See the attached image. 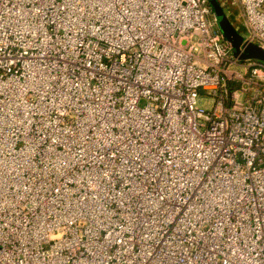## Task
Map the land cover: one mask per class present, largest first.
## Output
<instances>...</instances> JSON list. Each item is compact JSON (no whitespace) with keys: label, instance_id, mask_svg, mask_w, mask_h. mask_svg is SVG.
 Segmentation results:
<instances>
[{"label":"built area","instance_id":"obj_1","mask_svg":"<svg viewBox=\"0 0 264 264\" xmlns=\"http://www.w3.org/2000/svg\"><path fill=\"white\" fill-rule=\"evenodd\" d=\"M0 264H264V61L209 0H0Z\"/></svg>","mask_w":264,"mask_h":264},{"label":"water","instance_id":"obj_2","mask_svg":"<svg viewBox=\"0 0 264 264\" xmlns=\"http://www.w3.org/2000/svg\"><path fill=\"white\" fill-rule=\"evenodd\" d=\"M218 20L224 38L232 44L236 55L241 59H259L264 61V48L255 43L243 44V36L226 15L219 0H209ZM243 48V49H242Z\"/></svg>","mask_w":264,"mask_h":264},{"label":"rangeland","instance_id":"obj_3","mask_svg":"<svg viewBox=\"0 0 264 264\" xmlns=\"http://www.w3.org/2000/svg\"><path fill=\"white\" fill-rule=\"evenodd\" d=\"M219 2L223 6L226 15L236 28L238 27V23H243L242 10L238 0H219ZM237 30L239 31V29ZM205 102L207 103V101Z\"/></svg>","mask_w":264,"mask_h":264}]
</instances>
